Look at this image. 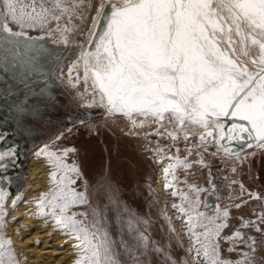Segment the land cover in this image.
Returning a JSON list of instances; mask_svg holds the SVG:
<instances>
[{"label": "snow or ice", "instance_id": "1", "mask_svg": "<svg viewBox=\"0 0 264 264\" xmlns=\"http://www.w3.org/2000/svg\"><path fill=\"white\" fill-rule=\"evenodd\" d=\"M89 7L98 15L105 13L104 0L99 7L90 5L89 0H0V33L5 34L0 36V42L25 36V28H39L49 36L59 33L56 42L67 45L70 43L67 33L76 30L73 20H83ZM109 9L104 32L98 40L89 41L94 51H81L77 64L73 65L74 68L83 64L85 85L90 74L96 90L93 99L98 92L100 104L109 115H123L133 129L159 124L155 134L166 132L173 140L183 134L188 141L189 130L193 136L199 133L201 145L215 143L218 151L229 155L221 141L240 140L245 133L248 139L257 141V147L264 149V0H109ZM92 19L95 23L96 18ZM52 22L55 28L51 27ZM12 25L20 30L14 31ZM87 35L96 33L89 31ZM73 68H69V83L75 87ZM224 117L244 121L246 125L234 123L225 132L220 122ZM165 122L172 130L164 127ZM74 151L64 149L63 156ZM41 153L55 170L49 173V191L41 193L35 201L34 215L50 218L62 234L76 241L73 247L79 252L74 264H155L154 254L163 256L165 264H176L167 246H161L148 235L150 221L127 207L121 208L118 199L110 196L120 236L119 240L113 239L109 206L93 207L87 186L84 191L74 187L77 180L69 173L79 177V167L75 163L66 164L61 155L49 151L47 146L36 155ZM188 155H192L190 150ZM175 161L163 170L165 181L176 164L191 167L179 157ZM168 187L165 183V190ZM190 188L197 193L202 191L195 185ZM172 194L175 196L176 192ZM180 195L182 203L173 204L172 208L187 217L185 224L195 238L189 252L199 259L192 264H232L220 258L219 244L215 242L228 226L227 208L221 212L217 206L212 216L204 213L192 216L189 209L195 208L199 197ZM248 195L264 201V197L255 193ZM4 198L5 194L0 192V227L7 215L2 212ZM19 199L12 201L13 208ZM245 203L242 200L234 206L240 209ZM80 207L86 210H73ZM254 214L256 220L242 219L241 227L253 228L262 239L258 242L248 236L249 251L236 264H264V256H257L259 247L264 246V227L260 226L264 225V203ZM196 227L204 231L198 233ZM230 239L244 237L236 231ZM10 243L0 239V264H15Z\"/></svg>", "mask_w": 264, "mask_h": 264}, {"label": "rangeland", "instance_id": "2", "mask_svg": "<svg viewBox=\"0 0 264 264\" xmlns=\"http://www.w3.org/2000/svg\"><path fill=\"white\" fill-rule=\"evenodd\" d=\"M100 3L101 0H89L90 5L95 4L97 7ZM106 3H109V0H104V4ZM95 16L96 11L89 7L83 20H73L76 30L67 33L70 38L67 45L56 42L59 40V33L54 32L49 36L46 30L39 28L35 29V34L26 32L25 36L11 37L10 41L0 42V135H7L3 138V143H7V140L12 145L20 146L17 150L24 155H21L19 172H23L26 156L32 148L63 134L58 147L76 149L75 154L70 153L69 162L82 165L89 184L92 206H109V230L112 238L120 239L117 235L118 221L115 220L112 211L114 208L109 203L111 195L118 199L121 208L127 207L131 212L150 221L148 235L161 246H167L176 264H192L194 259L199 258L194 256V252H189L191 247L182 234L178 221L175 220V211L170 208L172 199L165 195L163 188L155 186L157 172L164 167L159 161L158 145H164L168 147L165 150L171 151L178 147L177 153L180 157H185L190 150L192 155L187 154L186 158L191 167L175 168V177L170 180L182 192L189 193L191 185L202 189L198 193L188 194L192 199L199 197L195 208L189 209L195 214L212 216L216 214L217 206L221 212L227 208L228 226L221 230L220 237L215 242L219 244L220 258L236 264L242 260L243 254L249 251L246 247L248 236L254 237L258 242L262 239L261 234L253 228L241 227V221L256 220L254 213H257L264 203L248 195L255 193L264 197V149L254 146L237 157H232L215 152L205 144L201 145L199 133L193 136L189 131L191 139L188 141L184 140L183 134L175 140L164 136L157 137L154 133L148 136L145 131L153 132L157 128L156 123L145 125L142 129H133L123 115H107L100 105L85 103L89 95L93 96L96 91L92 86L91 77L89 76L85 85L82 77L85 76V70L80 68L79 64L74 68V64H71V67L69 64H77L78 53L85 46L84 42ZM12 27L14 31L20 30L16 25ZM51 27H56L55 22H52ZM4 35L0 33V36ZM69 68H73L72 83L74 84L73 81L77 78L79 82L81 80L80 83L75 80V87L69 83ZM43 80H46L45 83ZM98 96L97 92L95 97ZM164 127H169L167 122ZM133 132L139 135H133ZM30 141L33 142L32 148H28ZM197 160H203L204 163H195ZM10 169L7 171L13 174ZM211 170L218 175L220 181L225 182V185L220 187L223 192L232 193L231 188L234 187L238 194L231 197L219 196L216 193V188L219 187L212 182ZM210 192L213 193L214 200L212 206L206 208L204 199ZM242 200L247 203L237 209L234 205ZM184 206L188 207L186 204ZM257 224L259 225V221ZM169 229L175 231L170 232ZM236 231L241 232L243 240L230 239ZM257 256H264V246L259 247ZM152 259L155 264H165L163 256L154 254Z\"/></svg>", "mask_w": 264, "mask_h": 264}, {"label": "bare ground", "instance_id": "3", "mask_svg": "<svg viewBox=\"0 0 264 264\" xmlns=\"http://www.w3.org/2000/svg\"><path fill=\"white\" fill-rule=\"evenodd\" d=\"M106 4H104L105 5L104 15H98L96 12L95 23L92 21V24H91V27L89 30L91 32H95L96 35L95 36L87 35L86 40L84 42L85 46L79 51L78 58L80 56L81 51H83V50L94 51L93 44H90L89 41L98 40L101 32L98 34H97V32L100 29L101 25L103 27V30H105V28L107 26V22L106 23L103 22V20H104L103 18L106 14L107 15L110 14V12H108L109 9L106 6ZM23 31L30 33V34L37 33V31L35 29H30V28H25ZM27 57H28V55H27ZM71 64H75V63H70L69 66ZM79 67L84 69L83 64H79ZM89 76H90V74H89ZM82 77L84 79V75ZM79 79H81V77H79ZM75 80H77V79H75ZM75 80L73 81L74 84H75ZM44 81H46V80H43V82ZM80 82H81V80H80ZM46 83H48V81ZM76 83H77V81H76ZM86 101L87 102H85V103H87V104L89 103L92 105H100L101 106L100 95L98 97H95V99H93V96H91V94H90L89 99ZM101 107L104 109L105 114H106L107 113L106 108L103 106H101ZM107 115H109V114L107 113ZM116 115H119V114H116ZM137 123H139V118H137ZM156 127H157L156 129H158V128H160V125L157 124ZM155 130H153L154 134H155ZM169 130H172V129L169 127ZM161 131L163 132V129H161ZM145 132L148 133V131H145ZM145 132H143V134ZM8 133H9V130H8ZM3 134H5V133H3ZM2 135H0V157H2V158H0V192H3L5 194L2 212L7 213V215L3 216V226L0 227V239H2L3 241H10L11 242L9 247H10V251L12 252V254L15 257V264H74V261L78 258L77 254L79 252L78 249L73 247V244L76 243V241L71 240V239H69L68 236L62 234L61 231H59L54 226V224L52 223L50 218L46 220L44 218H41V217L34 215V213L36 211L35 201L39 198L41 193H47L49 191V188L51 187V180H50L49 173L51 171L55 170L51 166L48 158L43 153H41L39 156H37L36 154L38 152H40L41 149L45 148V146H47L49 151L55 152V153H57V155H61L64 159V162L68 165H71L75 162H69L70 153H68L67 156H63V150L68 149V148H73V149H75V148L74 147H68V148L62 149V148L58 147V144L60 143V140H61L63 134L58 135L57 137H55L50 142L42 143V144H40L34 148H32L33 142L30 141L28 143V148H32V149L28 153V156H26L27 160H26L25 168H23V172L21 170L22 173H20L18 166H20L19 164H20V160L22 158L21 155L23 154L22 152L20 154L19 149L17 150V148H19L20 146L17 147L15 144L12 145V143H8L7 140H6L7 143H3V138H6L7 135L5 137H3L4 135L3 136ZM12 135H14L13 132H12ZM181 135L182 134H180V136ZM155 136L167 137V133L165 132L163 135L155 134ZM207 139L209 141L212 140L211 137H208ZM160 140H162V139H160ZM171 140H173V139H171ZM168 141H170V140H168ZM194 141H195V139H194ZM20 143H22V141ZM169 143L171 144V141ZM205 145L211 147L215 152H219L220 154H226L222 150L218 151V146L215 143H207ZM193 146H195V145H193ZM21 147H23V146H21ZM256 147H257V144H256ZM166 148H168V147H164V145H158V148H157V150H159L158 153H159V161L161 162L160 164L164 165V167L163 168L161 167L162 170H159L157 172V175H156L157 179L155 181L156 182L155 186L159 187V188H163L165 190V183L169 184L168 189L165 190L166 191L165 195H168L169 199L170 198L172 199L170 201V208H171V210L175 211L174 215L177 216V219H175V220L178 221V223L181 227L182 234L184 235L189 246L192 248L195 238L190 235L188 225L185 224L187 217L182 216L181 213H179L178 211L173 209L172 205L173 204L179 205L182 203V198L180 195L181 193L188 195L189 193L193 194L192 192H194V193H197V192L191 190V188H189V193L188 192L187 193L182 192V190L180 188H178L177 185L174 184L170 180V179L175 177L174 169L178 168V167H183L182 165L176 164L175 168L170 170V174L168 176L167 181H165L164 171H163L165 168H167L169 166V164H175L176 163V161H175L176 157H179L181 161L189 164V162L187 161V158H186V155L188 153L185 155V157H180V155L177 153L178 147H175V149L173 151H171L170 149L165 150ZM186 150H188V149H186ZM23 152H24V150H23ZM76 152L77 151L75 149V151L71 152V153L75 154ZM238 155H240V153H236V154L231 155V156L237 157ZM157 156H158V154H157ZM169 157H171L172 159H169ZM190 161H191V163L193 162L192 160H190ZM75 164L80 169V176L76 177L74 173H69V175L73 176V178H75L77 180V183H76V185H74V187H76V189L78 191H84L85 186H87V194L90 198L89 184H88L87 178L84 174V170L82 168V165L80 163L79 164L75 163ZM20 168H21V166H20ZM230 168H232V167H230ZM8 169L13 171V174H12V172L7 171ZM13 179L17 180V181L14 182ZM22 181H23V183H21ZM20 183H21V185L18 186ZM174 191L176 192L175 196H173V194H172ZM92 193H91V195H92ZM108 196H110V195L108 194ZM17 197H20V199L17 200L15 208H13L12 201L16 200ZM95 198H96V196H95ZM97 200L95 202H97ZM215 204L216 203H214V205ZM110 205H112V204H110ZM112 207L114 208L113 205H112ZM73 210L77 211V212H83L86 209L83 207H80V208H76ZM189 212L192 216H196V214L193 211L189 210ZM166 215H167V212H166ZM176 216H175V218H176ZM167 218H169V215ZM193 222L195 223V221H193ZM195 231L198 233H201L204 231V229L200 228V227H196ZM197 247H198V245H197Z\"/></svg>", "mask_w": 264, "mask_h": 264}, {"label": "water", "instance_id": "4", "mask_svg": "<svg viewBox=\"0 0 264 264\" xmlns=\"http://www.w3.org/2000/svg\"><path fill=\"white\" fill-rule=\"evenodd\" d=\"M106 6L109 9V3H107ZM108 12H110V9L108 10ZM103 19H104L103 22L106 23L107 20H108V15L106 14ZM103 31L104 30H103V27L101 25L100 26V29L97 32V34L100 33V32L102 33ZM93 47H94V45H93ZM220 122L224 125V131L225 132L234 123H244L246 125V122H244V121H239V120H236V119H229V118H226V117L221 118V121ZM221 144L224 146V148H227L230 151L231 155H234L236 153H242V152H244V151H246V150H248V149L256 146L257 141L255 139H251V140L248 139V136L245 133V134H243L242 139H240V140H232V141H229V140L225 139V140H222L221 141ZM250 144L252 145L251 147H249ZM211 174H212V177H213V181H212L213 184L215 186H218L219 187V188H216V193L219 196H225V195H227V196L231 197V196H235V195L238 194V191L234 187L231 188L232 189V193H225V192H223L220 189V187L224 186L225 185V182L224 181H220L217 178L218 175L215 174L213 170H211ZM213 200H214V195H213L212 192H210L208 195H206V197L204 199V201H205L204 202V207H206V208L207 207H210L212 205V203H213Z\"/></svg>", "mask_w": 264, "mask_h": 264}]
</instances>
